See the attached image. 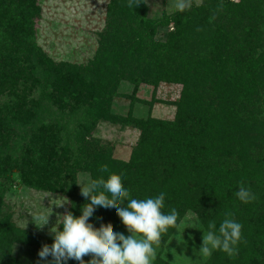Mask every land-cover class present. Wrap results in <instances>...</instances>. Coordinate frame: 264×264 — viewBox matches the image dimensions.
Listing matches in <instances>:
<instances>
[{
  "label": "trees",
  "instance_id": "1",
  "mask_svg": "<svg viewBox=\"0 0 264 264\" xmlns=\"http://www.w3.org/2000/svg\"><path fill=\"white\" fill-rule=\"evenodd\" d=\"M42 13L38 0H0V264H25L15 246L53 243L16 224L8 192L65 196L79 217L89 202L77 188L82 173L90 181L123 173L129 199L165 193L162 212L176 209L177 226L161 235L152 264H172L163 250L189 212L205 232L228 212L242 225L237 255L214 250L204 264H264V0H202L160 17L147 0L135 8L109 0L98 50L83 64L57 62L38 44ZM123 82L133 94L120 93ZM161 84L181 87L174 118L136 117V104L152 106ZM142 85L154 88L152 100L137 97ZM117 97L130 99L126 115L113 109ZM101 123L140 132L128 160L95 137ZM241 182L254 201L237 198ZM89 223L126 228L115 208L97 207Z\"/></svg>",
  "mask_w": 264,
  "mask_h": 264
},
{
  "label": "rangeland",
  "instance_id": "2",
  "mask_svg": "<svg viewBox=\"0 0 264 264\" xmlns=\"http://www.w3.org/2000/svg\"><path fill=\"white\" fill-rule=\"evenodd\" d=\"M109 0H38L43 9L42 17L36 20L37 42L50 57L57 62L86 63L98 50L97 35L104 29L106 7ZM151 17H160L165 11L172 13L176 0H147ZM202 0H192V5H200ZM166 30H160L158 40H165ZM134 86L123 82L120 93L133 94ZM181 87L161 84L156 90V99L152 106L137 103L134 114L139 118L153 116L159 119L172 120L176 108L172 104L179 98ZM154 88L142 85L137 90L139 99L150 101ZM0 100H4L0 98ZM160 101V102H159ZM130 99L117 97L113 109L118 114L126 115L130 108ZM140 132L133 128H122L109 123H101L95 137L109 141L113 145L114 156L128 160L132 147L136 144ZM90 182V176L82 173L78 176L77 188ZM6 205L12 212L14 221L22 228L33 231L46 239L53 238L51 230L58 229L64 214L69 207V200L59 194L37 192L25 187H16L6 195ZM63 204V206H59ZM49 216L48 223L38 228L41 222L35 217ZM37 226H36V225ZM114 232L128 235L127 229L119 224L113 225ZM205 230L201 227L196 215L186 214L170 241L163 250V258L172 264H204L210 256H202L199 249ZM156 256L160 248L154 246ZM214 251V250H213ZM212 251V252H213ZM39 250L15 246L14 254L25 264H32ZM153 262V261H152Z\"/></svg>",
  "mask_w": 264,
  "mask_h": 264
},
{
  "label": "clouds",
  "instance_id": "3",
  "mask_svg": "<svg viewBox=\"0 0 264 264\" xmlns=\"http://www.w3.org/2000/svg\"><path fill=\"white\" fill-rule=\"evenodd\" d=\"M141 3L142 0H128V7L135 8ZM191 7L192 0H176L175 8L181 13ZM218 8L222 9L223 5ZM100 171L109 172L108 166L101 165ZM122 176L123 173H111L106 180L103 177L93 179L81 187V195L89 202L82 206L79 217L70 211L62 214V229L51 230L53 243L42 245L38 252L40 261L45 264H67L69 260H75L79 264H86L84 257L90 255L87 264H152L156 258L154 245L158 247L161 235L170 227L177 226L178 212L174 208L168 214L162 212L165 201L163 192L153 198L129 199V190L122 184ZM235 195L244 203L256 199L243 182ZM125 203L126 206L121 207ZM97 207L115 208L128 235L114 232L111 223L101 224L99 228L89 223ZM232 215L231 212L225 214L218 230L215 221L208 223L199 249L202 256H210L213 250H220L229 257L237 255V245L242 241V225L232 219ZM49 216L38 215L35 219L41 224L35 225L43 228ZM49 256L52 258L50 261Z\"/></svg>",
  "mask_w": 264,
  "mask_h": 264
}]
</instances>
